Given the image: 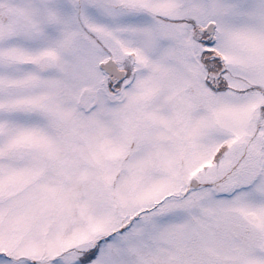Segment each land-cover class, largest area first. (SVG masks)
Here are the masks:
<instances>
[{
    "label": "snow or ice",
    "instance_id": "snow-or-ice-1",
    "mask_svg": "<svg viewBox=\"0 0 264 264\" xmlns=\"http://www.w3.org/2000/svg\"><path fill=\"white\" fill-rule=\"evenodd\" d=\"M0 264H264V0H0Z\"/></svg>",
    "mask_w": 264,
    "mask_h": 264
}]
</instances>
